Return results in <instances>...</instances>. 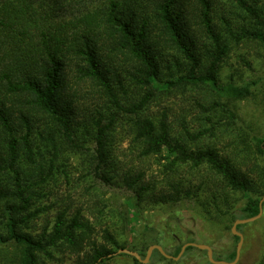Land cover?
I'll return each mask as SVG.
<instances>
[{"label": "trees", "instance_id": "obj_1", "mask_svg": "<svg viewBox=\"0 0 264 264\" xmlns=\"http://www.w3.org/2000/svg\"><path fill=\"white\" fill-rule=\"evenodd\" d=\"M220 1L0 0V264H64L67 255L75 257L70 264H111L110 255L128 250L109 229L98 240L82 210L70 214L53 202L73 156L105 185L117 179L139 205L197 197L181 181L158 190L141 171L119 170L114 136L124 125L141 158L157 157L168 178L186 166L209 168L217 180L206 203L210 216L235 223L259 215L264 136L245 154L247 170L240 157L201 144L206 130L177 128L166 112L151 110L160 95L203 89L215 99L199 96L196 107L234 120L218 100L251 95V85L223 84L220 74L233 44L253 41L264 49V0ZM70 78L95 90L92 104L67 93ZM235 195L245 200L240 208ZM232 236L228 262L240 241ZM161 239L130 251L145 259ZM155 256L167 261L158 250Z\"/></svg>", "mask_w": 264, "mask_h": 264}, {"label": "rangeland", "instance_id": "obj_2", "mask_svg": "<svg viewBox=\"0 0 264 264\" xmlns=\"http://www.w3.org/2000/svg\"><path fill=\"white\" fill-rule=\"evenodd\" d=\"M220 75L223 84L251 85V95L246 99L218 100L234 114V120L228 118L226 111L203 113L196 107L194 102L197 97L207 95L211 98L212 93L203 89L179 88L171 94L160 95L151 110L156 116L166 112L177 128L185 124L192 132L206 130L201 144L210 145L222 154L245 160V154L253 146V139L264 136L263 47L253 41L233 44ZM69 83L68 94L76 93L81 98H86L83 100L86 104H92L95 90L91 86L77 84L72 79ZM208 118L212 121L207 120ZM113 154L119 170L130 169L132 173L141 171L146 175L147 181L155 183L158 190L171 191L169 183L181 181L197 197L192 196L191 199L173 204L151 205L140 202L139 205L122 183H116L117 179L110 185H105L93 174H88L90 171L81 156H73L68 166L70 176L59 177L53 202L57 201L62 209L70 207V214L82 210L95 226L98 240H102L104 230L109 229L121 245H127L128 250H143L159 241L161 236L160 243L169 250L167 253L170 256L179 246L192 243L210 246L215 259L228 262L229 253L236 246L232 236L234 223L228 217L217 218L208 213V208L212 210L210 206H206L209 190L214 188L217 180L207 166L200 169L186 166L179 170V174L168 178L162 172L163 168L157 157L141 158L133 137L128 135L127 125L118 128L114 136ZM245 161L248 164L247 170L252 168ZM244 203L245 200L240 195L234 196V207L240 208ZM243 226L244 243L237 264H260L264 257V209L261 218ZM193 248L185 251L179 260L167 258L164 261L160 256L153 257V253L148 264H212L206 251ZM64 258V264H70L75 259L73 255ZM110 258L111 264H134L133 257L129 255L118 254Z\"/></svg>", "mask_w": 264, "mask_h": 264}, {"label": "water", "instance_id": "obj_3", "mask_svg": "<svg viewBox=\"0 0 264 264\" xmlns=\"http://www.w3.org/2000/svg\"><path fill=\"white\" fill-rule=\"evenodd\" d=\"M263 203H264V199L261 201L260 203V213L258 216L253 217V218H249V219H244V220H237L232 228V232L234 235L238 236L240 238V241L237 245V254H236V259L233 262H225V261H218L214 258V251L210 246H206V245H196V244H186L182 247L181 252L179 253V255L177 257H173L168 255L164 249L159 246V245H153L148 249L147 255L145 259H142L141 256L137 253V252H133L130 250H119L118 252H116L111 256H115L118 254H126L129 255L135 259H137L139 262L144 263V264H148L150 262V259L152 257V254L154 253L155 250H158L163 256H165L168 259H174V260H179L182 255L185 253V251L187 250V248L189 247H195L198 248L200 250L206 251L207 255H208V259L212 264H237L240 260L241 257V251H242V247H243V243H244V235L240 232L237 231L238 226L240 225H245V224H249V223H253L255 221H257L259 218H261V216L263 215Z\"/></svg>", "mask_w": 264, "mask_h": 264}]
</instances>
